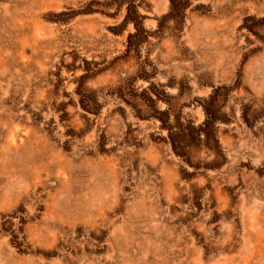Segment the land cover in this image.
I'll return each instance as SVG.
<instances>
[{"label":"rangeland","instance_id":"rangeland-1","mask_svg":"<svg viewBox=\"0 0 264 264\" xmlns=\"http://www.w3.org/2000/svg\"><path fill=\"white\" fill-rule=\"evenodd\" d=\"M0 264H264V0H0Z\"/></svg>","mask_w":264,"mask_h":264}]
</instances>
